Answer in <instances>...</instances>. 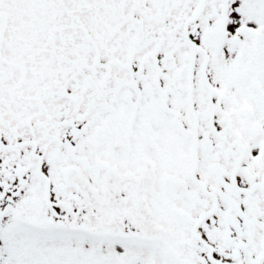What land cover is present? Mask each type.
Wrapping results in <instances>:
<instances>
[{
	"label": "snow or ice",
	"instance_id": "snow-or-ice-1",
	"mask_svg": "<svg viewBox=\"0 0 264 264\" xmlns=\"http://www.w3.org/2000/svg\"><path fill=\"white\" fill-rule=\"evenodd\" d=\"M0 264H264V0H0Z\"/></svg>",
	"mask_w": 264,
	"mask_h": 264
}]
</instances>
